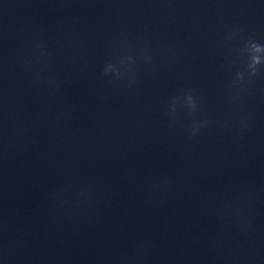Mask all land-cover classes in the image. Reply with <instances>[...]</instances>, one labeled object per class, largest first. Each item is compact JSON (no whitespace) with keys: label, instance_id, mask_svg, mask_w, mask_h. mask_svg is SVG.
<instances>
[{"label":"clouds","instance_id":"clouds-1","mask_svg":"<svg viewBox=\"0 0 264 264\" xmlns=\"http://www.w3.org/2000/svg\"><path fill=\"white\" fill-rule=\"evenodd\" d=\"M255 63H259V60L258 59H255V61H254Z\"/></svg>","mask_w":264,"mask_h":264}]
</instances>
